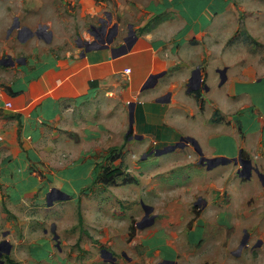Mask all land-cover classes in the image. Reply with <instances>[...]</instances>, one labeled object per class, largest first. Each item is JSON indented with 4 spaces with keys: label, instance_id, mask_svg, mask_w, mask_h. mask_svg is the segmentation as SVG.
<instances>
[{
    "label": "crops",
    "instance_id": "1",
    "mask_svg": "<svg viewBox=\"0 0 264 264\" xmlns=\"http://www.w3.org/2000/svg\"><path fill=\"white\" fill-rule=\"evenodd\" d=\"M202 1L200 9L201 0H115V11L101 12L109 13L113 20L120 18L119 31L121 22L126 21V30L131 26L135 37L131 48L117 56L112 57L109 48L102 47V40L94 39L87 28L89 37L81 39L96 45L84 53L83 45L76 43L78 37L74 48L55 57L43 54L39 60L30 57L26 60L23 56L13 58L9 53H0V60L10 55L13 61L0 62V202L9 203L5 208L12 213L7 219L8 214L2 210L0 218L7 219L1 233H7L11 251L16 248V236H24L17 241L21 244L31 232L32 220L37 215L25 213L20 232L15 220L19 205L31 201L28 207L39 209L45 197L40 193L42 186L46 185L47 191L51 186L47 176L55 167L62 166L69 155L89 162L97 153L94 146L99 140L113 139L121 133L125 136L123 111L131 102L134 108L131 133L141 135L131 139L149 138L148 152L190 136L207 157L232 158L241 150L256 167L259 163L264 165V159L256 152L264 144V0ZM95 13L98 12L90 14ZM10 14L7 6L0 4V32L7 29L5 43L10 39L9 33L16 30L8 31L12 19L21 20L17 13L9 25ZM148 22L150 25L142 29ZM21 26L29 24L22 22ZM240 27L247 33L243 39L246 45L232 59L215 63L226 69L227 78L219 83L226 84V90L213 92L214 85L203 89L202 97L194 91L187 92L191 70L197 64L207 74L205 81H214L218 69H211L209 64L218 60L223 51H230L229 43L239 42L236 32ZM15 37L23 43L33 36L21 42L16 31ZM119 44L116 40L109 47ZM3 46L0 42V50ZM167 93L168 102L156 101ZM6 102L11 107L5 106ZM186 123L190 124L188 129ZM187 146L193 150L191 144L184 147ZM32 177L33 186L29 182ZM1 188L6 189L2 190L4 196ZM9 188L11 191L19 188L18 196L10 191L12 197ZM44 237L27 243L30 262L48 264L46 256L36 259L31 254L37 242L45 240L51 256L70 264L63 256L64 247L57 248L54 242L53 255Z\"/></svg>",
    "mask_w": 264,
    "mask_h": 264
},
{
    "label": "rangeland",
    "instance_id": "2",
    "mask_svg": "<svg viewBox=\"0 0 264 264\" xmlns=\"http://www.w3.org/2000/svg\"><path fill=\"white\" fill-rule=\"evenodd\" d=\"M2 3L11 11L9 25L12 16L18 13L20 25L27 22L33 31L38 25H46L52 32L49 42L33 36L23 43L16 39V30L9 33L7 43L4 42L7 29L0 32V42L4 45L0 53H9L13 58L23 56L26 60L29 57L39 60L43 54L55 57L71 50L77 37H89L86 28L90 13L97 11L100 15L103 9L115 11L117 8L115 0H0ZM202 5L201 0L200 9ZM116 19L120 21L119 17ZM121 23L119 36L126 33L127 22ZM236 33L239 42L229 43L232 46L230 51H223L218 60L210 62L211 69H222L215 63L232 59L241 46L246 45L243 42L247 35L245 28L240 27ZM202 71L207 87L215 85L211 89L213 92L226 90V84L219 85L218 73L214 81H205L207 74ZM195 91L202 97L203 89ZM184 105L188 107L186 103ZM123 113L128 129V106ZM184 125L187 129L190 126L188 123ZM147 142H150L147 137L143 141L125 140L121 133L113 139L99 140L94 146L97 153L89 158V162L81 157L76 160L77 156L68 154V160L55 167L47 178L51 179L50 188L60 189L72 197L71 200H55L47 206L42 197L37 210L28 207L32 205L31 201L22 202L15 217L20 225V228L17 225L18 230H23L25 213L37 214L36 220H32L31 232L21 244L17 241L24 236H16V248L8 257H1V264H10L9 260L13 264H33L26 245L44 236L54 255L56 250L51 233L54 225L59 247H64L63 256L70 264H109L100 257V249L104 248L124 264L127 262L120 251L131 257L128 264H157L162 258H173L177 264H264V186L257 174L252 172L249 179L240 178L233 163L207 170L197 163L198 156L190 146L160 155L151 153L142 158L149 149L146 148ZM241 142L239 138V145ZM111 144L115 145L112 147ZM260 148L256 151L257 156L264 159V144ZM114 152L118 158L111 162L110 155ZM105 166L118 167L121 171L115 176L114 185H105L100 180ZM257 167L264 173V165L259 163ZM59 177L69 181L61 182L56 179ZM129 178L132 182L126 183ZM33 179L29 181L31 186L35 185ZM42 187L40 193L45 196L47 186ZM17 189L11 191L9 188V194L18 196ZM2 190L6 189L1 188L4 196ZM199 197L206 201V205L203 210L196 211L193 202ZM142 202L153 206L155 219L151 226L139 229L135 224L143 216ZM5 205L9 203L1 200L0 213L4 210L9 219L12 213ZM79 215L82 217L80 222ZM6 220L0 218V240L8 238L1 233L6 228ZM243 237H246V243L241 245ZM45 246V240L38 241L31 250L33 257L46 256L48 264L66 263L51 256Z\"/></svg>",
    "mask_w": 264,
    "mask_h": 264
},
{
    "label": "water",
    "instance_id": "3",
    "mask_svg": "<svg viewBox=\"0 0 264 264\" xmlns=\"http://www.w3.org/2000/svg\"><path fill=\"white\" fill-rule=\"evenodd\" d=\"M40 27L42 29H47L46 25H42ZM14 29H16L17 37L19 38V40L21 42L33 35V30L31 28H29L28 26H20V24L17 20V17L14 18V22L11 24L8 31L10 32ZM109 30H111V34L108 38H106V40H102V43H104V45H102V47L109 48L112 57L127 52L131 48V46L135 40L134 32L131 29V26L128 27V32H127L126 36L123 37L122 43L117 45V46L109 47V45L113 42L114 38H116L118 33H119L118 24L117 23L113 24L109 28ZM23 31L26 32V35L23 38H20L19 35ZM47 32L50 34V36L48 37V39H45V40L49 41L51 39L52 33L48 29H47ZM84 43L85 44L82 46L83 47L82 53H84V51H86L90 47H93L94 42H91V44H90V42L84 40ZM88 43L90 45H87ZM7 60L10 61V63H13L10 55L4 56L2 58V60H0V62H2V61L6 62ZM4 64L7 65V63H4ZM225 71H226L225 68L217 70V72L219 74V78H220V84L224 83L226 78H227ZM202 81H203V78H202V75L200 72V68H199V66H196L192 70L191 75L188 79L187 88H186L187 92L195 91L199 88H203L204 90H207L208 89L207 85L205 83H203ZM169 95L170 94L167 93L163 96H160V97L156 98V101L161 102V103L168 102L169 101ZM128 117H129V122H128V129L126 132V133H130L128 136V139L141 138V135L131 133L132 123L134 120L133 102H131L129 107H128ZM186 144H191V146L193 147V150L195 151V153L198 156L197 163L201 166H204L207 170L215 168L218 165H225V164L233 163L235 165H239V167L237 169V174L240 178L249 179L251 177L252 171H254L264 186V173L261 172L257 167L253 166L251 159L243 158L241 155V150L238 152L237 156L232 157V158L225 157V156L207 157L203 154L202 149H201L200 145L198 144V142L193 137H190V136L180 137L179 140L172 145H168V146L166 145L162 148H153L149 152L144 153L142 155V158H145L148 154H151V153H154L156 155L164 154L168 151L174 150L177 147L182 148ZM54 192H56V195L53 196ZM68 198H69V196L67 194H65V192H63L60 189L55 188V187L50 188L46 193V200H47L48 205H51L53 203V201H55V200H63V199H68ZM202 201H203V204H202V207H203L205 205L206 201H204L203 199H202ZM141 207L143 209V216L135 224V226L139 229H143V228L151 226L154 223V219H155V214L153 213V206H151L149 204H145L142 202ZM51 232H53V231H51ZM6 234L7 233L4 232L3 236H6ZM52 239L55 241L56 247L59 248V236H58V234L53 233ZM243 243H246V237L242 238L241 245H243ZM10 251H11V243L6 238L2 239L0 241V256L2 254H9ZM123 255L125 256L127 261L131 260V258L129 256H127L124 252H123ZM100 257L103 259V261L109 262L110 264H121V263L117 262L116 258L112 255V253L105 248L101 249ZM176 263L177 262L175 260L163 259L162 261L158 262L157 264H176Z\"/></svg>",
    "mask_w": 264,
    "mask_h": 264
},
{
    "label": "flooded vegetation",
    "instance_id": "4",
    "mask_svg": "<svg viewBox=\"0 0 264 264\" xmlns=\"http://www.w3.org/2000/svg\"><path fill=\"white\" fill-rule=\"evenodd\" d=\"M106 11V10H105ZM104 11V13H101L100 15L98 14V13H95L94 15H92V14H90V15H88V19H89V21L87 22V31L88 32H90L92 35H93V37H94V39L96 38V40H106V38H108L109 36H110V34H111V30H109V28L113 25V24H115V23H117V24H119V20L118 19H112V17H111V15L109 14V13H107V12H105ZM15 18V17H14ZM14 18L12 19V23L14 22ZM17 20H18V22H19V19L17 18ZM20 23V22H19ZM21 26V25H20ZM127 32H128V29L126 30V34H127ZM126 34H124V35H122V36H119V33H118V35H117V37L116 38H114V40L113 41H116V40H118L119 42H120V44L122 43V39H123V37L124 36H126ZM26 35V32L25 31H23L20 35H19V37L20 38H23L24 36ZM32 36H35V37H37V38H41V39H48V37L50 36V34L47 32V29H42L39 25H38V27H36L35 28V30L33 31V35ZM52 37V36H51ZM76 43H77V45H84L85 43H84V40L83 39H81V38H79L78 37V39L76 40ZM91 44V43H90ZM89 43L87 44V45H90ZM93 45H96V42H94L93 43ZM20 60V59H19ZM203 82V81H202ZM204 83V82H203ZM201 89H203V88H201ZM242 155V157L243 158H246V156L244 155V153H242L241 154ZM254 167H256L255 165H253ZM238 167H239V165H238ZM236 172H237V170H236ZM252 172H254V171H252ZM54 195H56V192H54L53 193V196ZM45 203L47 204V200H46V193H45ZM62 201H64V200H62ZM53 204V203H52ZM202 204H203V201H202V198H197L196 199V201H194L193 202V206L195 207V209H196V211H201V210H203V208H204V206L206 205V203H205V205L202 207ZM218 221V220H217ZM138 222V221H137ZM136 222V223H137ZM218 224H222L220 221H218ZM53 232H51L52 233V236H53V233H56L55 232V225L54 226H52V229H51ZM5 237H3V239H4ZM2 240V239H1ZM0 240V241H1ZM55 242V241H54ZM240 242H241V240H240ZM56 246V245H55ZM11 248H12V245H11ZM101 250V249H100ZM109 251V250H108ZM11 252V251H10ZM112 253V252H111ZM122 253V254H121ZM126 254V253H125ZM112 255H113V253H112ZM120 255L125 259V261L127 262L126 264H128V262H130V261H127L126 260V258H125V256L123 255V252L122 251H120ZM127 255V254H126ZM2 256H4V257H8V254H2L1 256H0V264L2 263V260H1V257ZM115 257V256H114ZM116 258V257H115ZM163 259H171V260H174L173 258H162V260ZM161 260V261H162ZM117 261V260H116ZM176 261V260H175ZM118 262V261H117ZM119 263H121V262H119ZM121 264H124V263H121ZM177 264V263H176Z\"/></svg>",
    "mask_w": 264,
    "mask_h": 264
},
{
    "label": "trees",
    "instance_id": "5",
    "mask_svg": "<svg viewBox=\"0 0 264 264\" xmlns=\"http://www.w3.org/2000/svg\"><path fill=\"white\" fill-rule=\"evenodd\" d=\"M156 18V17H155ZM148 25H150V22L147 23L146 26H144L142 29H145ZM204 82V80H203ZM199 91V90H198ZM198 91H194L196 94ZM202 103H200V108L202 109ZM130 133H127L125 136H124V139L127 140L128 139V136H129ZM243 152H241L242 154ZM116 158H118V154H115L114 153H111L110 155V160L111 162H113ZM121 171L119 170L118 167H107L105 166L102 170V172L100 173V180L103 184L105 185H114L115 183V176H117ZM129 182H132V179L129 178L126 180V183H129ZM78 219H79V222L82 221V217L79 215L78 216ZM9 263L10 264H13L12 260H9Z\"/></svg>",
    "mask_w": 264,
    "mask_h": 264
},
{
    "label": "built area",
    "instance_id": "6",
    "mask_svg": "<svg viewBox=\"0 0 264 264\" xmlns=\"http://www.w3.org/2000/svg\"><path fill=\"white\" fill-rule=\"evenodd\" d=\"M5 106H7V107H11V103H10V102H6V103H5Z\"/></svg>",
    "mask_w": 264,
    "mask_h": 264
}]
</instances>
